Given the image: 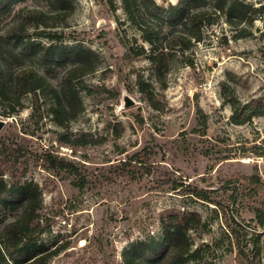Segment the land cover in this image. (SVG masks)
Returning a JSON list of instances; mask_svg holds the SVG:
<instances>
[{
    "label": "rangeland",
    "instance_id": "obj_1",
    "mask_svg": "<svg viewBox=\"0 0 264 264\" xmlns=\"http://www.w3.org/2000/svg\"><path fill=\"white\" fill-rule=\"evenodd\" d=\"M72 2L66 22L48 28L63 32V40L43 36L38 41L82 44L96 53V69L81 83L83 110L62 127L48 92L39 102L38 123L31 118L32 94L11 116L3 115L0 103V118L6 120L0 138L9 147L24 145L18 168L20 173L27 168L23 180L42 191L41 219L49 226L39 243L50 252L46 264H124L131 243L163 235L160 218L174 208L199 212L207 222L204 231L190 232L196 245L211 244L199 264H250L238 245L264 264V226L257 219L258 209L264 213V156L257 155L264 150V115L236 124L223 99L224 83L242 101L264 99V16L243 38H234L232 25L220 21L205 41L179 54L166 79L158 81L147 59L130 55L133 27L118 24L102 0ZM25 7L51 9L46 0L21 1L0 17V25ZM116 14L125 19L122 9ZM25 62L42 68L55 84L65 71L41 59ZM139 74L153 101L140 91ZM127 97L134 101L130 106ZM82 133L90 143L68 144ZM44 154L73 162L78 173L49 169ZM134 154L142 161L132 159ZM28 155L33 156L24 168ZM78 179L82 186L75 184ZM175 180L183 187L174 190ZM13 213L0 206V225Z\"/></svg>",
    "mask_w": 264,
    "mask_h": 264
},
{
    "label": "trees",
    "instance_id": "obj_2",
    "mask_svg": "<svg viewBox=\"0 0 264 264\" xmlns=\"http://www.w3.org/2000/svg\"><path fill=\"white\" fill-rule=\"evenodd\" d=\"M21 1L25 0H0V17ZM46 1L51 9L25 7L8 24L0 25V103L5 105L3 115L11 116L23 107L24 96L32 94L31 118L38 123L42 118L39 102L42 95L48 92L53 99L55 121L66 127L83 110L81 83L86 75L95 71L97 55L82 44L44 45L38 41L43 36L62 41L63 32L50 29L64 24L74 10L72 0ZM102 1L108 5L118 24L123 26L128 23L136 31L132 36L135 44L130 45V55L147 59L158 81L166 79L172 62L179 54L185 55L196 44L205 41L208 30L220 21L232 25L236 30L234 38H243L251 34L250 27L255 19L264 16V4L255 7L246 0H178L168 4L158 3L157 0ZM119 9L124 11L125 19L116 14ZM145 44L149 46L145 47ZM28 58L64 66L60 82L55 84L49 80L42 68L26 65ZM138 84L140 91L153 101L148 83L140 74ZM228 88L229 85L224 83L223 99L231 106L232 122L244 124L264 115L263 98L242 101L237 95L227 92ZM202 123L205 125V121ZM200 131L205 134L204 129ZM87 135L79 134L76 143L68 144H88L90 142L85 140ZM24 149V145L9 147L0 138V206L16 211L12 218L0 225V264H46L50 256L46 246L39 243V237L49 226L41 219L42 191L33 181L23 180L27 171L25 167L30 164L33 155H28L23 161L26 164L24 172L20 173L18 168ZM257 155L264 156V150ZM138 157L139 154H134L132 159L142 161ZM42 158L49 169L78 173L74 163L64 158L51 154H44ZM6 174L10 177L9 181L5 179ZM75 181L76 185H83L82 180ZM181 186L174 181V190ZM204 198L208 200V197ZM257 219L264 226L262 209H258ZM160 220L163 235L156 237L150 234L131 243L124 252V264H199L204 248L211 247L207 242L196 245L190 235L191 231L206 229L207 222L201 214L174 208L163 213ZM238 247L241 256L250 264H262L240 245Z\"/></svg>",
    "mask_w": 264,
    "mask_h": 264
},
{
    "label": "water",
    "instance_id": "obj_3",
    "mask_svg": "<svg viewBox=\"0 0 264 264\" xmlns=\"http://www.w3.org/2000/svg\"><path fill=\"white\" fill-rule=\"evenodd\" d=\"M133 103H134V101L131 98H129V97L126 98V106H130ZM5 124H6V120L0 118V132L3 129V127L5 126Z\"/></svg>",
    "mask_w": 264,
    "mask_h": 264
}]
</instances>
